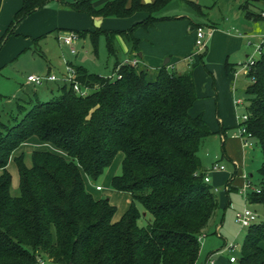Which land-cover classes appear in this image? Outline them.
Masks as SVG:
<instances>
[{"label": "trees", "instance_id": "obj_1", "mask_svg": "<svg viewBox=\"0 0 264 264\" xmlns=\"http://www.w3.org/2000/svg\"><path fill=\"white\" fill-rule=\"evenodd\" d=\"M95 1L74 0L68 6L92 17L147 16L126 31L76 32L79 38L91 34L95 51L98 36L105 38L107 53L115 59L113 71L118 68L115 78L73 65L77 81L89 89L86 97L57 85L58 96L26 111L20 106V121L0 125V264H196L199 239L219 210L215 190L204 181L209 170L198 157L213 133L202 114H189L197 101L192 71L179 73L167 65L149 69L134 36L137 29L167 20L158 15L173 0H112L100 8ZM177 1L203 14L194 2ZM48 2L23 0L0 38V50L14 27ZM199 27L190 23L191 30ZM116 36L138 59L136 66L118 60ZM244 78L247 120L236 129L244 126L261 154L253 175L246 176V201L261 206L264 217V51ZM32 137L65 157L34 151L29 167L23 156L15 157L19 194L13 196L7 166ZM118 153L121 172L110 187L129 193L132 201L114 222L116 207L106 197L95 199L84 177L94 184ZM139 206L151 216L145 227L138 225ZM263 245L264 223L250 226L233 264H264Z\"/></svg>", "mask_w": 264, "mask_h": 264}, {"label": "rangeland", "instance_id": "obj_2", "mask_svg": "<svg viewBox=\"0 0 264 264\" xmlns=\"http://www.w3.org/2000/svg\"><path fill=\"white\" fill-rule=\"evenodd\" d=\"M190 1L198 5L203 14L195 12L193 7L183 2L177 0L170 2L158 15V17H167L169 19L156 23L155 31H153L157 32V37L155 36V38L156 40L161 39L160 43L155 42L153 50H150L151 52L156 51V53L158 51L161 52V49L163 52L166 51L164 54L167 55L162 56V58L160 57L159 61L163 64L169 58L171 66L176 67V71L178 72L187 71L186 64L190 62V70L195 75L198 88V98L195 105L199 110L204 112V120L213 133L212 136L204 140L198 152V157L208 165L211 161L216 162L220 160L227 146L231 149L230 153L232 156L237 157L240 155L242 157V151L238 141L231 140L230 138L226 139L225 144L222 141L219 135L221 123L218 122V118L221 119L226 128L234 127L241 122L240 118L245 115L247 107L246 96L244 94L247 81L244 79L243 73L238 78L234 74L226 76L223 68L224 61L219 63H217V60L211 61L212 63L207 61L205 53L207 52L206 49L209 48L210 36L206 42L207 48L197 52L198 48L193 43V34L195 32L190 31L189 25L191 22L201 25L204 32L208 33L209 25H214L217 30L226 31L230 27L242 30L251 23L244 19V11L240 7L246 0ZM142 2L147 3L146 0H142ZM259 3L261 4L258 7L253 5L248 9L252 13L258 12V8L264 9V0H259ZM80 19L83 20L76 27L73 25V28L81 31L84 30L86 25H88V28L92 27L89 18L80 16ZM96 24L98 23L96 22ZM165 25L170 27L167 33H170L171 36L165 35ZM12 34L10 36L15 39L10 40L11 42H5L0 50V62L3 59L0 65V125H14L23 117L24 113L22 111L28 110L31 104L48 102L58 96V90L56 89L57 85H62L61 82L58 81L57 83L47 85L48 87L52 86L53 92H50V90H47V86L35 88L33 85L28 84L26 78L30 75L44 76L48 72H51L59 77L60 73L64 70L65 61H70L74 66H82L89 72L102 77H108L113 73L115 59L107 53L105 38L102 35L98 36L95 51L91 34H86L82 38H79L75 34L78 38L74 41L73 46L77 53L71 55L68 47L63 44L60 37L57 39L52 32L45 37L39 38L37 41L29 40L21 35ZM66 34H69V32H66L64 35ZM144 34V38L151 41V33ZM190 37H193V40ZM148 41H146V44H149ZM260 41V38L256 39L253 45L249 47L251 48L249 53L252 51L250 54L253 53L254 47L260 44ZM185 51H188L192 55L191 61L182 59L186 57L184 56L185 53H182ZM119 53L118 57L121 58L122 54L121 52ZM180 53L182 54L178 55ZM216 53L219 55L220 51L216 50ZM235 57H238V55L234 56L230 54L228 60L238 61L239 59H235ZM237 101H241V103L235 105ZM20 106L25 108L21 113L19 112ZM252 143L254 146L250 150V154L247 155L246 162L249 166L248 171L254 173L255 168L260 163L261 154L257 142L252 140ZM32 152L33 147L25 144L11 157L12 161L7 166L8 172L11 175V194L13 196L19 194L18 172L13 159L18 156H23L24 163L29 167ZM122 158V153H118L111 166L94 183V185L103 188V191L99 193L100 197L107 198L106 188L103 186L105 184L103 179L107 173L115 169V176L120 174ZM233 163L237 164L238 171L230 182L232 188L227 190L226 185L234 172ZM223 167V171L209 172V177L214 178L216 181L220 178L214 190L216 197L219 195L223 199L222 202L224 204L218 210L217 216L214 222L211 223V227L207 230L206 235L199 239L200 252L196 264H205L208 258L213 259L218 264H230L228 261L229 257L238 256L239 250L233 253L224 251L230 245L236 244L240 247L243 243L247 229L241 227L236 222L235 214L237 212L247 208L255 213L260 221L264 218L261 206L251 205L246 202L247 188L245 186L244 175L247 171L242 163V159L234 158L231 162L223 159ZM210 169L211 167L208 170ZM138 208L142 214L138 225L145 227L148 221H151V216L146 214V217H144L143 209L140 206ZM46 264L52 263L46 262Z\"/></svg>", "mask_w": 264, "mask_h": 264}, {"label": "crops", "instance_id": "obj_3", "mask_svg": "<svg viewBox=\"0 0 264 264\" xmlns=\"http://www.w3.org/2000/svg\"><path fill=\"white\" fill-rule=\"evenodd\" d=\"M73 1L74 0H50V2H48L43 8L34 11L31 15L27 16L25 19H23L21 22H19L14 27L15 29L13 31V34L24 36V37H26L32 41H35V40L37 41L38 38L45 37L51 32L54 33L56 38L58 39V37H60L61 35H64L66 32L76 34V32H78V33H81V32L92 33V32L98 31V30L126 31L129 28H131V26H133L134 24L143 21L147 16L144 13H136L129 18L92 17V16H88V15L83 14V13H78V12L73 11L68 6V4L73 2ZM110 1H112V0H96L94 2L93 6L95 8H100L105 3L110 2ZM146 1H147V3H151L153 0H146ZM249 2H251V3H249ZM147 3H145V4H147ZM22 4H23V0H0V38L3 36L5 31L9 28L11 22L13 21L16 13L20 10ZM259 4H261V3H259V0H246L243 4L240 5L241 10L244 11L243 12L244 13V19H246L248 22L251 23V24H248L245 29L243 28L242 30H240V29L238 30L237 28L230 27L228 30L222 31L220 29L217 30V28H215L214 25H209V31L211 32L209 38L211 41L209 43V48L206 49L207 47H205V49L207 51L205 53L206 59L208 62L217 60L218 61L217 63H219V62L224 61L223 68H224V72H225L226 76H229L230 74H234L238 78V76L240 74H242V73L245 74L241 70V67L239 65L245 63L248 56L251 55L250 53L252 51L249 53V50L251 49L249 47H251L253 45V42L256 39L261 38L264 35V25H263L264 20L260 17V13L264 9L258 8V12H256V13H252L248 9L249 7H251L253 5L258 7ZM80 16L89 18L91 23H92V27L88 28V25L85 24L86 26H85L84 30H81V31L76 30V28H73V25H75V27H76L77 24L79 22H81V20H83V19H80ZM164 18L169 19L167 17H164ZM96 22L98 24H96ZM199 26H200V28H203L201 25H199ZM104 27H107V28H104ZM155 28H156V25L153 28H150L148 30L137 29L134 32V36L139 40L138 48L140 51L139 53H140V58L142 60V63L151 70L152 69H158V68L162 67L163 64H161V62L159 61L160 57L162 58V56L167 55V54H164V53H166V51L163 52L162 49H161V52L160 51H158L157 53H156V51L151 52V50H153V48H154L155 42L160 43V40H161V39L156 40L155 36L157 37V35H156L157 32H153V31H155L154 30ZM165 28H166L165 35L171 36L170 33H167V30L170 27L165 25ZM190 31L195 32V30H191V29H190ZM143 32L149 33V34L151 33V37H150L151 41H148L144 38L145 34ZM193 35H194L193 43L195 44V34H193ZM14 39H15L14 37L8 36L5 38L4 43L7 41L11 42L10 40H14ZM190 39L193 40V37H190ZM116 41H117V44L119 47V52H121V54H122L121 58H119L117 55L118 60L120 62H123L125 60L137 59L134 57V55L130 56L129 54H127L128 48L120 36H116ZM146 41H148L149 44H146ZM216 50L220 51L219 55L216 53ZM182 53H185L184 56H186V57L182 58L183 60L191 61L192 55H190L188 53V51H185ZM182 53H180L178 55H181ZM118 54H120V53H118ZM230 54H232L234 56L238 55V57H235V59H239V60L238 61H236V60L229 61L228 59H229ZM199 57H201V55H199ZM2 60L3 59H1L0 65L2 64ZM170 63L171 62L169 59L168 64H167V69L176 71V67L171 66ZM226 64H228V69L225 68ZM186 67H187L186 68L187 71L190 70V68H191L190 62H187ZM62 72L60 74H62ZM48 73H51V72H48ZM192 73H193V71H192ZM193 79H194L196 94L198 95V88H197L194 73H193ZM49 84H51V83H46L42 86H47ZM42 86H38V87H42ZM33 87H35V86H33ZM51 87L52 86H49V87L47 86V90L48 91L50 90V92H53V89ZM35 88H37V87H35ZM35 94H37V93L35 92ZM195 104H196V102H195ZM195 104L189 110V114L192 117H195L199 114H202L203 119H204V112L199 110V108L196 107ZM218 122L221 123V127L219 128V135H220L222 141L224 142V144H225V141L227 138H230L231 140L238 141L240 144V147H241L242 157L240 155L237 157L232 156L230 153L231 149L229 148V146H227L226 150L224 149V151L222 153V157L220 160H217L216 162L211 161L208 165H206V163H204V161L201 160L203 163V166L205 167L206 170L215 164L223 167V159H226V160L231 162L232 159L238 158L239 160L242 159V163H243L247 173L250 175H253L252 172L248 171L249 166L247 165V162H246L247 155L250 154L251 151L250 150L247 151L246 149H244L242 146L241 139L234 136V133L236 132L235 129H236L237 125L234 127L226 128L224 126V124L222 123L220 118H218ZM221 129L223 130L222 132L220 131ZM25 144H29L30 146H32L33 152L34 151H42V152L43 151H49V152H52L53 154L65 157L64 153H62L59 150H56L50 144H45V143L39 142L37 140V138H35V137H32V138L28 139L27 141H25L17 150H15L13 152L12 156H14V154L20 148H22V146H24ZM10 161H12V158ZM256 169L257 168H255V170ZM223 170H219V171H223ZM237 171H238V166H237V164H234V172L232 173L230 181H228V183H230L232 181V179L236 175ZM115 172H116V169L113 171H110V173H107V175L103 179L104 183H105L103 186H105V188H106V195L110 201V204L116 207V213L113 217V221L118 222L122 218V216L126 213V211L129 209L132 200H131V196L129 193L119 192V191H115V190L111 189L110 182H111V179L115 176ZM209 178H210V182H209L210 186L213 189H214V187L216 188L218 185L217 181H219L220 178H218L217 181L212 177H209ZM84 182H85L86 189L95 199L101 198L99 196V193H101L103 191L102 187H101L100 191H96V187H98V185L97 186L94 185L87 177H84ZM229 186H230V188H232L231 184H229ZM230 188H228V184H227L226 189L228 190ZM217 199H218V204H219V209H220V207L224 204V202H222L223 199L219 195H218ZM146 214L147 213L144 212L143 216L146 217ZM208 259H210V258H208ZM208 259H206V261ZM216 264H218V263H216Z\"/></svg>", "mask_w": 264, "mask_h": 264}, {"label": "built area", "instance_id": "obj_4", "mask_svg": "<svg viewBox=\"0 0 264 264\" xmlns=\"http://www.w3.org/2000/svg\"><path fill=\"white\" fill-rule=\"evenodd\" d=\"M260 17L264 20V11H262L260 13ZM210 34H211L210 31L208 33H205L204 29L200 28V27L195 30V45L198 48L197 52L203 50L206 47V42H207V39L210 36ZM76 39H77V37L74 33H69V34L60 36V40L63 42V44L65 46L68 47L69 53L71 55L77 53L74 46H73L74 41ZM260 39H261L260 44L257 45L256 47H254L253 53L250 56H248L246 62L239 65L241 67V70L244 73H247L250 70V68L254 64L255 60L264 51V35ZM138 63H139L138 59L125 60L122 62V65H124V66H126V65L136 66ZM117 70H118V68L115 71H113L112 75L108 76L107 78L108 79L115 78V76L117 75ZM26 81L28 84H31L35 87L42 86L46 83H57L59 81L62 84H66L68 86H71L73 91L80 97H86L89 93V89L87 87L81 86L79 84V82L77 81L76 71H75L73 65L71 64V62H69V61H65V67H64L63 73L60 74L59 77H57L56 75H54L52 73H47L44 76L30 75L26 78ZM240 103H241V101H237L235 103V105H238ZM240 120H241L240 123L246 121L247 116L243 115L240 118ZM234 136L241 139L242 146L244 149L250 150L253 148L251 136L249 134H247V131H246L244 126L238 127L236 132L234 133ZM223 169H224V167L215 164L211 167L209 172L210 171H219V170H223ZM246 176H247V174L244 175V179H245V186H246L247 191H248V182L246 181ZM204 181L206 183L210 182L209 173L204 177ZM100 190H101V187H99V186L96 187V191H100ZM235 218H236V222L241 227L246 228V229L252 225L264 223V218L262 221H260L259 217L247 208L242 210V211L237 212L235 214ZM239 249H240V247L238 245L233 244V245H230L229 247H226L224 249V251H227L229 253H233ZM228 261L230 264H233L236 262V257L230 256ZM205 264H216V262L213 259H208Z\"/></svg>", "mask_w": 264, "mask_h": 264}, {"label": "water", "instance_id": "obj_5", "mask_svg": "<svg viewBox=\"0 0 264 264\" xmlns=\"http://www.w3.org/2000/svg\"><path fill=\"white\" fill-rule=\"evenodd\" d=\"M169 59H166L163 63V66H166L168 64Z\"/></svg>", "mask_w": 264, "mask_h": 264}]
</instances>
